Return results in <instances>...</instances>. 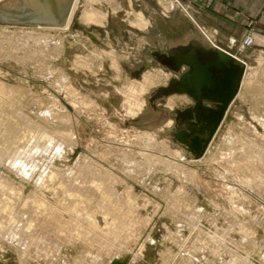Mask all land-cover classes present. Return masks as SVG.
I'll use <instances>...</instances> for the list:
<instances>
[{
  "label": "rangeland",
  "instance_id": "374dc122",
  "mask_svg": "<svg viewBox=\"0 0 264 264\" xmlns=\"http://www.w3.org/2000/svg\"><path fill=\"white\" fill-rule=\"evenodd\" d=\"M36 5L0 0V264H264V51L195 159L164 112L193 100L148 99L175 74L150 63L138 0H79L86 31Z\"/></svg>",
  "mask_w": 264,
  "mask_h": 264
},
{
  "label": "water",
  "instance_id": "95a60500",
  "mask_svg": "<svg viewBox=\"0 0 264 264\" xmlns=\"http://www.w3.org/2000/svg\"><path fill=\"white\" fill-rule=\"evenodd\" d=\"M74 1L36 0L42 17L37 21L47 26L67 23ZM72 23L74 30L86 31L77 17ZM200 33L186 42L169 43L167 50L158 47L159 63L175 75L165 86L152 90L148 98L149 101L166 102L169 96L179 94L193 100L190 106L164 112L167 118L173 115L176 122L169 129L173 139L195 159L203 158L212 146L239 96L247 72L244 60L215 44L203 30L200 29ZM150 63L155 64L152 60Z\"/></svg>",
  "mask_w": 264,
  "mask_h": 264
},
{
  "label": "crops",
  "instance_id": "0c3cea01",
  "mask_svg": "<svg viewBox=\"0 0 264 264\" xmlns=\"http://www.w3.org/2000/svg\"><path fill=\"white\" fill-rule=\"evenodd\" d=\"M151 1L138 0L140 29L150 38L155 34L160 48L186 42L200 35L201 29L215 44L247 63L246 82L251 57L264 51V0ZM162 21H170V28L162 26ZM248 36L254 38V44L245 47Z\"/></svg>",
  "mask_w": 264,
  "mask_h": 264
},
{
  "label": "bare ground",
  "instance_id": "6f19581e",
  "mask_svg": "<svg viewBox=\"0 0 264 264\" xmlns=\"http://www.w3.org/2000/svg\"><path fill=\"white\" fill-rule=\"evenodd\" d=\"M20 3V2H19ZM79 3V0H75L74 1V4H73V8H72V10H71V14H70V17H69V21H68V25H67V23H66V28H68L69 26H70V24H71V22H72V19H73V14H74V12H75V8H76V6H77V4ZM20 9V8H19ZM21 10V9H20ZM100 12V11H99ZM89 13V12H88ZM91 13V12H90ZM93 13H95V11L93 12ZM91 14L89 17H87V21H94L96 18H95V14ZM97 14V13H96ZM87 16V15H86ZM143 17V16H142ZM139 18V17H138ZM2 38V37H1ZM48 41V40H47ZM14 42V41H13ZM9 43V42H8ZM48 43V42H47ZM49 46V45H48ZM5 49V48H4ZM116 60V59H115ZM148 76V75H147ZM146 76V77H147ZM247 79V78H246ZM148 81L149 80H146V83H143V84H141V86L139 87L141 90H143V91H148L149 90V88L151 87V86H149L148 85ZM245 82V81H244ZM65 83V82H64ZM154 83V82H153ZM139 84V83H138ZM150 84V83H149ZM136 85V87H138L137 86V84H135ZM149 86V87H148ZM135 91H136V88H135ZM130 93V92H129ZM135 93V92H134ZM136 97V96H135ZM137 100H138V104H135V102H137ZM143 99L142 98H139V97H136V98H134V100H132L131 101V110H132V112L133 113H135L136 111H138V110H136V108H134L135 106H138L139 108L143 105ZM141 109V108H140ZM25 114V113H24ZM137 114V113H136ZM26 115V114H25ZM134 115V114H133ZM31 120V119H30ZM44 143V142H43ZM53 145V144H52ZM32 154V153H31ZM179 156H181V154L178 152L177 153ZM23 155V154H22ZM125 155V154H124ZM176 155V154H175ZM32 156V155H31ZM124 158V157H123ZM126 158V157H125ZM29 161V160H28ZM48 161V160H47ZM172 161V160H171ZM95 162V161H94ZM140 167V166H139ZM140 168H142V167H140ZM75 171V170H74ZM10 172H12V171H10ZM77 172V171H76ZM82 173V172H81ZM107 173V172H106ZM47 174V173H46ZM86 174V173H85ZM138 174V173H137ZM98 175H99V173H98ZM82 176H84V175H82ZM90 176V175H89ZM101 176H102V174H101ZM46 177V176H45ZM78 177H80V176H78ZM8 178V177H7ZM82 178V177H81ZM97 178V177H96ZM114 178V177H113ZM116 178H117V176H116ZM141 178V177H140ZM4 179H6V177L4 178ZM67 179V178H66ZM84 179L85 180H87V178H85L84 177ZM91 179H93V178H91ZM139 179V178H138ZM144 179V178H143ZM10 180V179H9ZM65 181V180H64ZM92 181V180H91ZM115 181V180H114ZM6 182H8V181H6ZM70 183H73V182H70ZM75 183V182H74ZM101 183V182H100ZM105 183V182H104ZM11 184V183H10ZM82 184H85V182L84 183H82ZM2 185H3V183H2ZM79 185H80V183H79ZM88 185V184H87ZM90 185V184H89ZM94 184H93V182H92V185L91 186H93ZM97 185V184H96ZM102 185V184H101ZM7 186V185H6ZM82 186V185H81ZM95 186V185H94ZM93 186V187H94ZM1 187V186H0ZM14 187V186H13ZM76 187V186H75ZM77 187H78V185H77ZM96 187V186H95ZM99 187V186H98ZM108 187V186H107ZM92 188V187H91ZM2 189V188H1ZM3 189H4V187H3ZM5 189H7V188H5ZM75 189V188H74ZM83 189V188H82ZM92 189H94V188H92ZM91 189V190H92ZM96 189V188H95ZM158 189V188H157ZM9 190H12V189H9ZM67 190V189H66ZM132 190V189H131ZM9 192V191H8ZM11 192V191H10ZM60 192V191H59ZM84 192V191H83ZM88 192V191H87ZM3 193H5V190L3 191ZM34 193V192H33ZM67 193V192H66ZM72 193V192H71ZM96 193V192H95ZM128 193V192H127ZM75 194V193H74ZM5 195V194H4ZM7 195V194H6ZM11 195V197H12V195H13V193L12 194H10ZM76 195V194H75ZM79 195V194H78ZM116 195V194H115ZM14 196V195H13ZM82 196V195H81ZM36 197V196H35ZM76 197V196H75ZM85 197V196H84ZM97 197V196H96ZM126 197V196H125ZM34 198V197H33ZM77 198H79V197H77ZM37 199V198H36ZM10 201H11V199H9ZM92 200V199H91ZM128 200V199H127ZM78 202V201H77ZM35 206V205H34ZM98 206H99V204H98ZM29 208V207H28ZM180 213V212H179ZM194 213V212H193ZM84 214V213H83ZM196 214V213H195ZM188 217H190V216H188ZM213 218V217H212ZM74 226V225H73ZM31 227V226H30ZM34 227V226H33ZM30 230H31V228H29ZM194 230V229H193ZM27 232V231H26ZM31 232V231H30ZM29 232V233H30ZM36 232V231H35ZM34 232V233H35ZM77 232V231H76ZM103 232V231H102ZM89 234V233H88ZM74 235V234H73ZM76 235V234H75ZM80 235V234H79ZM255 235V234H254ZM77 236H78V234H77ZM206 236V235H205ZM38 237V236H37ZM80 237V236H79ZM69 238V237H68ZM87 238V237H86ZM106 238V237H105ZM108 238V237H107ZM43 239V238H42ZM110 239V238H109ZM223 239V238H222ZM75 240V239H74ZM91 240V239H90ZM42 241V242H41ZM40 242H41V244L42 245H40V246H42V247H40L39 249H40V252H39V254L40 253H46V256H49L50 254V256L52 257V252H54V250H52V249H54V248H52V246H51V244H53V243H48V241L47 240H45V239H43V240H41ZM210 241V240H209ZM226 241V240H225ZM39 242V241H38ZM37 242V243H38ZM69 242V241H68ZM99 242V241H98ZM224 242V241H223ZM35 243V242H34ZM223 244V243H222ZM35 245V244H34ZM38 245V244H37ZM54 245V244H53ZM89 246V245H88ZM114 246V245H113ZM123 246V245H122ZM28 248V247H27ZM42 248V249H41ZM96 248V247H95ZM116 249V248H115ZM103 250V249H102ZM192 250V249H191ZM194 251V250H193ZM228 251V250H227ZM20 252V251H19ZM109 252V251H108ZM35 253H37V252H35ZM44 253V254H45ZM57 253V252H56ZM95 253V252H94ZM120 253V252H119ZM189 253V252H188ZM183 254V253H182ZM193 254H196V252H194ZM85 255V254H84ZM89 255H91V254H89ZM190 254H188V256H189ZM45 256V255H44ZM54 256V255H53ZM95 256V255H94ZM94 256H92L91 258H94ZM139 256V255H138ZM191 256H193L192 255V253H191ZM56 257V256H55ZM115 257V256H114ZM203 257V256H202ZM97 258H99V260L101 261V256H98ZM189 258V257H188ZM240 258V257H239ZM39 259V258H38ZM47 259V258H46ZM50 259V258H49ZM84 259V258H83ZM96 259V258H95ZM114 259V258H113ZM121 259V258H120ZM135 259V258H134ZM193 259H194V257H193ZM85 260V259H84ZM21 261V260H20ZM23 261H24V259H23ZM115 261V260H114ZM197 261V260H196ZM22 262V261H21ZM47 262V261H46ZM103 262V261H102ZM116 262V261H115ZM57 263V262H56ZM44 264V263H43ZM65 264V263H64ZM106 264V263H105ZM234 264V263H233ZM236 264V263H235Z\"/></svg>",
  "mask_w": 264,
  "mask_h": 264
},
{
  "label": "flooded vegetation",
  "instance_id": "af4514ba",
  "mask_svg": "<svg viewBox=\"0 0 264 264\" xmlns=\"http://www.w3.org/2000/svg\"><path fill=\"white\" fill-rule=\"evenodd\" d=\"M151 53L153 54L151 55L152 56L151 60L155 62L156 64H159L157 63L158 59L160 58L158 54V50H153L151 51ZM146 68H147V65H141L139 68H136L135 70L132 71V75L134 77L141 78Z\"/></svg>",
  "mask_w": 264,
  "mask_h": 264
},
{
  "label": "built area",
  "instance_id": "2783aa9c",
  "mask_svg": "<svg viewBox=\"0 0 264 264\" xmlns=\"http://www.w3.org/2000/svg\"><path fill=\"white\" fill-rule=\"evenodd\" d=\"M178 3H180L179 0H177ZM254 44V38L252 36H248L245 40H244V46L248 47V46H252Z\"/></svg>",
  "mask_w": 264,
  "mask_h": 264
}]
</instances>
